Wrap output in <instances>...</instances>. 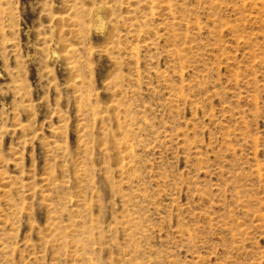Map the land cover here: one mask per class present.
Wrapping results in <instances>:
<instances>
[{
	"label": "rangeland",
	"instance_id": "374dc122",
	"mask_svg": "<svg viewBox=\"0 0 264 264\" xmlns=\"http://www.w3.org/2000/svg\"><path fill=\"white\" fill-rule=\"evenodd\" d=\"M0 264H264V0H0Z\"/></svg>",
	"mask_w": 264,
	"mask_h": 264
},
{
	"label": "bare ground",
	"instance_id": "6f19581e",
	"mask_svg": "<svg viewBox=\"0 0 264 264\" xmlns=\"http://www.w3.org/2000/svg\"><path fill=\"white\" fill-rule=\"evenodd\" d=\"M101 9H102V6H98L94 9V11L91 14V20L92 22H94V25L92 24L93 26H96L99 23ZM95 30H97L96 27H95ZM53 53H55V51H53Z\"/></svg>",
	"mask_w": 264,
	"mask_h": 264
}]
</instances>
